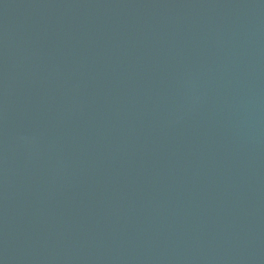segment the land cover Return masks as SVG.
<instances>
[{"label": "water", "instance_id": "1", "mask_svg": "<svg viewBox=\"0 0 264 264\" xmlns=\"http://www.w3.org/2000/svg\"><path fill=\"white\" fill-rule=\"evenodd\" d=\"M0 264H264V0H0Z\"/></svg>", "mask_w": 264, "mask_h": 264}]
</instances>
